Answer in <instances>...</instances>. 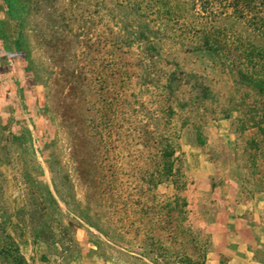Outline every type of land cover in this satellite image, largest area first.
Returning a JSON list of instances; mask_svg holds the SVG:
<instances>
[{"label":"rangeland","instance_id":"374dc122","mask_svg":"<svg viewBox=\"0 0 264 264\" xmlns=\"http://www.w3.org/2000/svg\"><path fill=\"white\" fill-rule=\"evenodd\" d=\"M7 1L0 42L39 86L22 112L40 119L17 124L14 108L0 111V248L27 264L136 263L125 232L173 192L151 185L157 153L142 130L176 66L212 92L172 116L190 223L205 227L210 182L264 179V144L254 164L256 130L240 128L264 98L239 80L237 58L264 49V0Z\"/></svg>","mask_w":264,"mask_h":264},{"label":"trees","instance_id":"16d2710c","mask_svg":"<svg viewBox=\"0 0 264 264\" xmlns=\"http://www.w3.org/2000/svg\"><path fill=\"white\" fill-rule=\"evenodd\" d=\"M6 2L10 11L11 3ZM236 10L237 6L234 7V11ZM237 58L242 62L241 67H238L239 80L264 98V49L251 45L250 49H246ZM165 76V83L155 88L159 99L148 117L149 121L144 126L142 135L147 144H153L157 153L155 168L150 173L151 185L155 187L166 182L173 192L160 202L157 211L145 215L143 229L131 227L125 232L130 236L125 249L128 253H134L130 255L136 260L135 264H207L210 239L205 227L195 226L189 221V202L182 194L188 183L183 172L182 158L176 154L180 150L177 141L179 136L172 127V116L175 105L183 108L190 102L209 99L212 92L207 84L178 66ZM189 79H192V83ZM185 85L187 87L184 88ZM184 94H187V99L179 97ZM149 126L152 127L151 130L148 129ZM240 128L256 130V136L250 137L246 142L249 150L254 151L251 158L256 164L255 152L264 144V99L259 105L249 109L247 117L241 119ZM193 129L195 143L205 146L207 136L200 125H194ZM25 131L26 129L23 134ZM214 186L211 183V188ZM6 239L10 242L9 247L13 245L14 241L10 236L6 235ZM135 242L137 245H134ZM0 264L27 262L18 251L13 255L9 249L1 247Z\"/></svg>","mask_w":264,"mask_h":264},{"label":"crops","instance_id":"0c3cea01","mask_svg":"<svg viewBox=\"0 0 264 264\" xmlns=\"http://www.w3.org/2000/svg\"><path fill=\"white\" fill-rule=\"evenodd\" d=\"M38 88L25 80L21 55L6 52L0 42V111L11 106L15 123L35 124L40 116L23 113L22 105L34 104ZM210 191L207 264H264V179H220L213 188L210 182Z\"/></svg>","mask_w":264,"mask_h":264}]
</instances>
